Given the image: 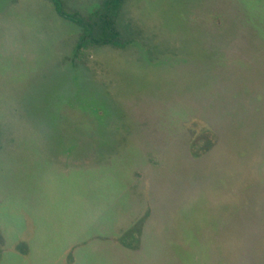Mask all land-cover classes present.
<instances>
[{"label":"rangeland","instance_id":"374dc122","mask_svg":"<svg viewBox=\"0 0 264 264\" xmlns=\"http://www.w3.org/2000/svg\"><path fill=\"white\" fill-rule=\"evenodd\" d=\"M115 25L75 54L53 0H0V264H264V0Z\"/></svg>","mask_w":264,"mask_h":264},{"label":"trees","instance_id":"16d2710c","mask_svg":"<svg viewBox=\"0 0 264 264\" xmlns=\"http://www.w3.org/2000/svg\"><path fill=\"white\" fill-rule=\"evenodd\" d=\"M58 14L71 21L79 29L75 51L77 54L82 49L100 46H120L119 31L115 25L121 0H105L102 7L91 13L86 18L63 11L59 1L53 0Z\"/></svg>","mask_w":264,"mask_h":264}]
</instances>
